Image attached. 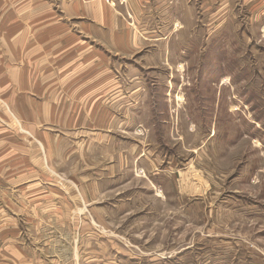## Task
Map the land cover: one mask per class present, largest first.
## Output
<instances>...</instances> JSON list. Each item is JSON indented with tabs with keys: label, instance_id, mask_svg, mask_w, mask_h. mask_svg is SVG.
<instances>
[{
	"label": "rangeland",
	"instance_id": "374dc122",
	"mask_svg": "<svg viewBox=\"0 0 264 264\" xmlns=\"http://www.w3.org/2000/svg\"><path fill=\"white\" fill-rule=\"evenodd\" d=\"M181 1L173 35L166 17L117 0L127 53L108 68L118 92L101 100L111 107L107 130H55L48 151L38 139L32 176H0V264H264V34L255 1ZM49 4L60 23L61 0ZM20 8L0 0V17Z\"/></svg>",
	"mask_w": 264,
	"mask_h": 264
},
{
	"label": "crops",
	"instance_id": "0c3cea01",
	"mask_svg": "<svg viewBox=\"0 0 264 264\" xmlns=\"http://www.w3.org/2000/svg\"><path fill=\"white\" fill-rule=\"evenodd\" d=\"M123 1L135 3L137 10L140 7L149 19L152 15L159 20L166 17L172 21L167 26L173 28L175 35L176 24L182 18L181 0ZM254 1V17L264 34V0ZM226 2L219 0L218 4L226 5ZM19 3L22 4L19 11L14 9L8 15L4 12L0 17V153L3 155L0 176L14 180H20L22 173L28 171L32 176L38 139L45 143L40 146L48 151L55 130L62 135L107 130L108 123L102 116L112 114L111 107L103 106L101 100L114 98L118 92L117 75H111L108 68L116 66L119 52L127 53L119 46L123 41L119 35L125 33L118 29L117 0H61L60 23L53 22L49 0H19ZM25 5L30 6L29 15L23 13ZM6 16L11 20L10 27L5 25ZM225 17L229 16L224 14L222 18ZM72 21L79 25L70 26ZM134 40L131 42L138 46ZM11 113L21 122L20 129L12 124ZM22 130L35 142L21 141L22 137L16 133ZM27 146L29 151L34 147L33 156L32 152L27 157L7 154L8 149ZM23 166L25 169L21 171Z\"/></svg>",
	"mask_w": 264,
	"mask_h": 264
}]
</instances>
